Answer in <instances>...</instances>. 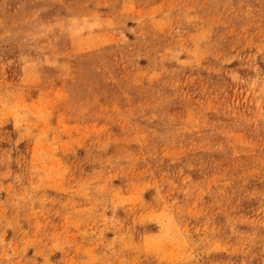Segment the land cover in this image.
Here are the masks:
<instances>
[{"label":"rangeland","instance_id":"374dc122","mask_svg":"<svg viewBox=\"0 0 264 264\" xmlns=\"http://www.w3.org/2000/svg\"><path fill=\"white\" fill-rule=\"evenodd\" d=\"M0 264H264V0H0Z\"/></svg>","mask_w":264,"mask_h":264}]
</instances>
